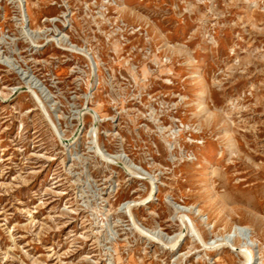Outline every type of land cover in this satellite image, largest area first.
I'll list each match as a JSON object with an SVG mask.
<instances>
[{
    "label": "rangeland",
    "instance_id": "1",
    "mask_svg": "<svg viewBox=\"0 0 264 264\" xmlns=\"http://www.w3.org/2000/svg\"><path fill=\"white\" fill-rule=\"evenodd\" d=\"M242 248L264 264V0H0V264Z\"/></svg>",
    "mask_w": 264,
    "mask_h": 264
},
{
    "label": "bare ground",
    "instance_id": "2",
    "mask_svg": "<svg viewBox=\"0 0 264 264\" xmlns=\"http://www.w3.org/2000/svg\"><path fill=\"white\" fill-rule=\"evenodd\" d=\"M23 14V13H22ZM25 15L23 14V17ZM198 232V233H197ZM196 233L199 234V230H196ZM229 242V241H228ZM222 244H225V242ZM230 245H232L231 243H229ZM176 246V243L172 245V247L174 248ZM234 247V246H233ZM242 254L245 257L244 263L243 264H251L253 261L256 260V255L257 253L251 249V248H242L241 249Z\"/></svg>",
    "mask_w": 264,
    "mask_h": 264
}]
</instances>
